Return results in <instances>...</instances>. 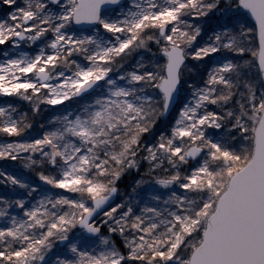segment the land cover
I'll return each instance as SVG.
<instances>
[{
  "label": "snow or ice",
  "instance_id": "6c2138e0",
  "mask_svg": "<svg viewBox=\"0 0 264 264\" xmlns=\"http://www.w3.org/2000/svg\"><path fill=\"white\" fill-rule=\"evenodd\" d=\"M0 264H264V0H0Z\"/></svg>",
  "mask_w": 264,
  "mask_h": 264
},
{
  "label": "trees",
  "instance_id": "16d2710c",
  "mask_svg": "<svg viewBox=\"0 0 264 264\" xmlns=\"http://www.w3.org/2000/svg\"><path fill=\"white\" fill-rule=\"evenodd\" d=\"M130 179L129 177H125V182H127V180ZM121 187H123V184L121 185Z\"/></svg>",
  "mask_w": 264,
  "mask_h": 264
}]
</instances>
